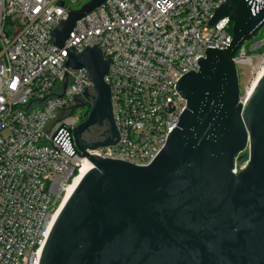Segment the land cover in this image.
<instances>
[{
    "label": "water",
    "instance_id": "1",
    "mask_svg": "<svg viewBox=\"0 0 264 264\" xmlns=\"http://www.w3.org/2000/svg\"><path fill=\"white\" fill-rule=\"evenodd\" d=\"M103 1L67 12L52 31L66 51L65 67L85 70L92 85L69 108L89 103L86 119L72 132L62 124L52 139L93 168L61 208L39 264H264V75L244 102L233 61L264 25V0H226L216 9L208 25L228 18L232 39L223 50L206 49L199 70L179 79L186 108L146 167L87 153L118 141L104 81L110 59L97 45L76 54L63 44ZM104 122L103 139L86 141ZM245 151L248 161L235 175Z\"/></svg>",
    "mask_w": 264,
    "mask_h": 264
},
{
    "label": "built area",
    "instance_id": "2",
    "mask_svg": "<svg viewBox=\"0 0 264 264\" xmlns=\"http://www.w3.org/2000/svg\"><path fill=\"white\" fill-rule=\"evenodd\" d=\"M225 3L104 0L75 22L63 46L79 54L97 45L110 59L104 81L118 141L89 155L150 165L186 108L177 82L199 70L206 49L232 39L228 18L208 25ZM71 11L65 0H0V264H39L67 188L93 168L52 139L62 124H79L69 108L92 92L86 71L66 68L65 49L52 42ZM233 61L252 66L242 49ZM234 165L236 175L246 163Z\"/></svg>",
    "mask_w": 264,
    "mask_h": 264
},
{
    "label": "rangeland",
    "instance_id": "3",
    "mask_svg": "<svg viewBox=\"0 0 264 264\" xmlns=\"http://www.w3.org/2000/svg\"><path fill=\"white\" fill-rule=\"evenodd\" d=\"M66 3L74 10L80 9L83 5L90 0H65ZM242 53L246 58L252 59V66L246 64H237L236 70L238 75V82L240 88V95L245 96L246 88H249L253 83L256 75L262 67L264 60V25L259 29L255 37L247 41L242 47ZM90 106L86 104L84 106L77 107L72 110L70 116L77 118V122L84 121L89 112ZM248 161V151L241 153L237 157L239 165H244Z\"/></svg>",
    "mask_w": 264,
    "mask_h": 264
},
{
    "label": "bare ground",
    "instance_id": "4",
    "mask_svg": "<svg viewBox=\"0 0 264 264\" xmlns=\"http://www.w3.org/2000/svg\"><path fill=\"white\" fill-rule=\"evenodd\" d=\"M264 75V63L262 65V67L260 68L258 74L256 75L252 85H251V88L252 90H254L257 82L260 80V78ZM251 90V92H252ZM250 92V94H251ZM88 168V166L85 167V169L81 172V174L77 175L73 181L71 182L70 186L67 188V191H66V195H65V198L63 200V204H62V207L64 206L65 202L67 201V199L69 198V196L72 194V192L74 191V189L76 188V186L78 185V183L80 182V180L83 178L84 174L86 173V169ZM61 207V208H62Z\"/></svg>",
    "mask_w": 264,
    "mask_h": 264
},
{
    "label": "flooded vegetation",
    "instance_id": "5",
    "mask_svg": "<svg viewBox=\"0 0 264 264\" xmlns=\"http://www.w3.org/2000/svg\"><path fill=\"white\" fill-rule=\"evenodd\" d=\"M86 104H89V103H86ZM107 128L108 126L105 122L102 123L101 126H94L90 128L88 134H86L84 138L88 142H96V141L102 140L103 137L106 135Z\"/></svg>",
    "mask_w": 264,
    "mask_h": 264
}]
</instances>
